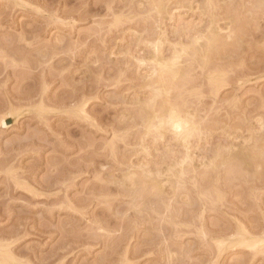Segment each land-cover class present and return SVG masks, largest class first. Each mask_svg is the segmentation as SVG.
Listing matches in <instances>:
<instances>
[{
  "label": "rangeland",
  "instance_id": "374dc122",
  "mask_svg": "<svg viewBox=\"0 0 264 264\" xmlns=\"http://www.w3.org/2000/svg\"><path fill=\"white\" fill-rule=\"evenodd\" d=\"M0 264H264V0H0Z\"/></svg>",
  "mask_w": 264,
  "mask_h": 264
},
{
  "label": "clouds",
  "instance_id": "9594fccd",
  "mask_svg": "<svg viewBox=\"0 0 264 264\" xmlns=\"http://www.w3.org/2000/svg\"><path fill=\"white\" fill-rule=\"evenodd\" d=\"M194 134H195V125L190 123L188 135H189V137H191Z\"/></svg>",
  "mask_w": 264,
  "mask_h": 264
},
{
  "label": "bare ground",
  "instance_id": "6f19581e",
  "mask_svg": "<svg viewBox=\"0 0 264 264\" xmlns=\"http://www.w3.org/2000/svg\"><path fill=\"white\" fill-rule=\"evenodd\" d=\"M1 124L4 126L5 125V122H4V119L1 120ZM176 121V120H175ZM173 123V122H172ZM177 123V124H176ZM175 127H178L179 126V123L178 122H175ZM174 125V124H173ZM180 127V126H179Z\"/></svg>",
  "mask_w": 264,
  "mask_h": 264
}]
</instances>
